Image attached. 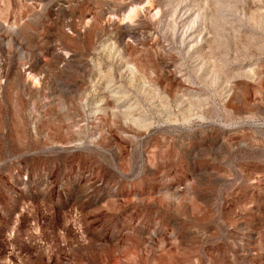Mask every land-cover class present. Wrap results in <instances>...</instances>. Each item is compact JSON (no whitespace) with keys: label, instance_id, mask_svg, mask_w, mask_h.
Returning <instances> with one entry per match:
<instances>
[{"label":"rangeland","instance_id":"obj_1","mask_svg":"<svg viewBox=\"0 0 264 264\" xmlns=\"http://www.w3.org/2000/svg\"><path fill=\"white\" fill-rule=\"evenodd\" d=\"M0 264H264V0H0Z\"/></svg>","mask_w":264,"mask_h":264}]
</instances>
